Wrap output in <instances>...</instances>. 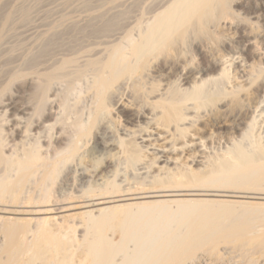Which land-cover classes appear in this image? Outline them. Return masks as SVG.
Listing matches in <instances>:
<instances>
[{
	"label": "bare ground",
	"instance_id": "obj_1",
	"mask_svg": "<svg viewBox=\"0 0 264 264\" xmlns=\"http://www.w3.org/2000/svg\"><path fill=\"white\" fill-rule=\"evenodd\" d=\"M152 1L0 65V264H264V0Z\"/></svg>",
	"mask_w": 264,
	"mask_h": 264
},
{
	"label": "rangeland",
	"instance_id": "obj_2",
	"mask_svg": "<svg viewBox=\"0 0 264 264\" xmlns=\"http://www.w3.org/2000/svg\"><path fill=\"white\" fill-rule=\"evenodd\" d=\"M1 1H3V2H1ZM84 1H85V3H84ZM109 1L110 0H0V31H1V28H4V27L6 29V30L2 29L3 32L2 31L0 32V35L2 37V38L0 37V42H1L0 43V52H1L0 55L4 54L3 55L4 59H3L2 55L0 57V60L2 58V60L0 61V65H3V62H4V63H6V64H4L5 68L8 67L7 61L10 62L9 66H11V65L14 66V67L12 66V68H16L19 66L22 67V65H23V67H25L26 65L28 66V64L30 65L33 62L35 63V61H36V63H40V64L44 61L43 64L49 65V64L54 62L51 58L57 57L56 59H54L55 61H57L59 59V57L61 59L63 57L72 56V54L75 55V53H76L75 56H78L79 58L83 59V57L88 53V49L86 48V46L87 47L90 46V47H88L89 49L93 46L92 48L93 49L96 48V51H97V49L102 47V44L104 45V43L106 44L108 42L114 41V39L115 38L117 39L118 36H120V34L122 32H125L130 27L135 26L137 24V21L139 22L142 19H145L147 17V15H149V13L147 15H146V13L150 12L153 9L152 3L150 4V2H153L152 0H150V1L144 0V2H143V0H111V3ZM112 1H113V3H112ZM146 1H149V2L147 3ZM146 4H149L150 6L152 5V7H151L152 9L148 5V8L151 10H149L148 8L146 10L145 9L147 7ZM144 9L146 10L145 14H144V11H145ZM6 15L8 16L7 18H6ZM144 15H146V16L144 17ZM9 17H11V18H9ZM115 17L116 18L118 17V19L115 20ZM107 21L109 22L107 27L108 28L110 27V28L109 29L105 28L106 30L105 29L102 30L103 32H106L109 30L108 32L105 33V34L108 33L107 34L108 36L106 35L107 37H104L103 36L104 33L101 32V29H103L104 26L107 25ZM9 22H10V24H9ZM2 23H3V26L1 27ZM90 24L92 25V27H90ZM116 24L118 26H116ZM57 26L59 28H57ZM63 26H64V28H63ZM53 27H54V29H52ZM95 27L99 28L98 30L100 32H98L96 30L95 34L93 35V31H94L93 29H96ZM112 27H114V28H112ZM8 29H10V30H8ZM79 30H80V32H79ZM111 30H115L116 32L113 31L114 32L113 33ZM97 32H98V34H97ZM2 33H3V35H2ZM42 33L43 34L45 33L44 36L42 35ZM73 33H74V35H73ZM102 33H103V35H102ZM71 34H72V36H70ZM116 34H117V37L115 36ZM53 36H54V38H53ZM63 36H65V39ZM68 36H70L71 40ZM4 37L6 39H3ZM52 38L54 40H52ZM2 39L5 41H3ZM81 39H83V40H81ZM80 40H81V42H80ZM83 41H86L87 43H85ZM95 41L96 42L98 41L100 43V45L98 42H97L98 45L95 44ZM103 41H105V42H103ZM63 42H64V45L62 44ZM73 42H74V44H73ZM19 43H20V45H19ZM17 44H18V46H17ZM21 44H22V47H21ZM34 44L36 45L35 48H34ZM37 44H40V45L38 46ZM77 44H78V46H77ZM11 45H13V46H11ZM23 45L25 47H23ZM41 45H43V46L41 47ZM44 46L48 47V50H49V51H47L48 53L45 51V50H47V48H45ZM65 46H67V47H65ZM1 47H3V48H1ZM4 47H6V48H4ZM33 48L36 49L37 51L34 50ZM66 48L67 49L69 48V50H67ZM80 48H81V51H79ZM15 49H16L17 53L21 54L22 58L19 54L16 53V51H13ZM42 49H44L43 51H45V52H43V53L44 54L46 53L47 56L46 55H44V56H46L47 59L44 56H42L43 55L41 52ZM77 49H79L78 50L79 53H77V52L72 53V51L77 50ZM5 50H7V51H5ZM33 50H34V52H32ZM5 52H7L6 58H5ZM69 52H70V55H69ZM11 53L13 54V56ZM35 53L36 54L41 53L40 56L44 57L43 61H41V62L38 61L40 58L37 59L36 57H34L36 55ZM62 55H64V56H62ZM29 56H33V58L32 57H30V58H32L33 60L34 59H37V60H34L33 62H31L32 60H30ZM36 56L40 57L38 54ZM26 59H27V61H26ZM48 60H49V62L47 63ZM51 60H52V62H50ZM25 62H28V64ZM18 64H19V66H18ZM4 65H3V67H4ZM9 68H7V69H9ZM81 90H84V92L86 94L87 89H84V87H83V89H81ZM81 92H83V91H81ZM88 92L86 95H88ZM83 93L81 95L84 97L80 96L82 98V100L79 97V99H80L79 103H77L79 99L75 103L78 107L75 106V108H74L70 104L72 109L73 108L75 109L73 112L76 113L77 115H79L80 112L84 111L85 109L88 111L89 107L91 106L92 96L91 95L86 96L85 94L83 95ZM89 96H91V98ZM88 98H90V99H88ZM71 100H70V102H74L73 100L72 101ZM87 100L90 102H88ZM75 104L73 103V105H75ZM87 105H88V107H87ZM84 106H85V108H84ZM76 108L77 109L81 108V109H78L79 111L80 110L81 111L78 112V110H76ZM82 108H83V110H82ZM86 110L84 111V115H85V113H87ZM81 114L83 115V112ZM114 123L115 122L108 123V124H111L110 126L114 127L115 126ZM89 147L90 146H88V148ZM100 147H98V149H96V152L93 155L92 154L88 155L86 153L88 155V157L83 152V155H86V157L84 156L85 158L83 157L82 152H81L80 154L82 155L81 156L82 160L85 159L84 162L81 160V163L84 164V166H87L88 164H86V163L88 162L90 164V162H91V160L89 158L94 160V159H98L97 156H100V155L102 156V153H105L107 150L106 149L103 150ZM100 150H103L104 152L100 151ZM80 154L78 155V157L76 158V161H75V163L78 164V167L81 164V163L79 164ZM94 155L96 156V158H94V157L92 158V156H94ZM112 158H113V160L115 159V157H112ZM82 166L79 168H81V169L85 168L84 166L83 167ZM120 166H122V167H120V169H123V170H120V173L126 174L127 171L124 172L125 169L123 167L124 166L123 162L120 163ZM121 171H123L124 173ZM128 172H127V174H129V177H131V173H128Z\"/></svg>",
	"mask_w": 264,
	"mask_h": 264
}]
</instances>
